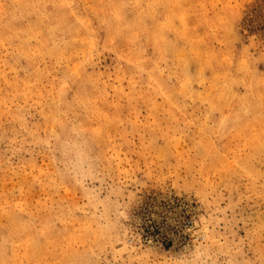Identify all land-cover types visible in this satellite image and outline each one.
I'll use <instances>...</instances> for the list:
<instances>
[{
	"label": "rangeland",
	"instance_id": "obj_1",
	"mask_svg": "<svg viewBox=\"0 0 264 264\" xmlns=\"http://www.w3.org/2000/svg\"><path fill=\"white\" fill-rule=\"evenodd\" d=\"M0 264H264V0H0Z\"/></svg>",
	"mask_w": 264,
	"mask_h": 264
}]
</instances>
